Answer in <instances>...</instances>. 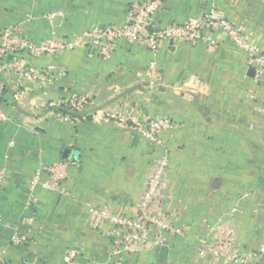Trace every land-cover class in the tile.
<instances>
[{
  "label": "crops",
  "instance_id": "0c3cea01",
  "mask_svg": "<svg viewBox=\"0 0 264 264\" xmlns=\"http://www.w3.org/2000/svg\"><path fill=\"white\" fill-rule=\"evenodd\" d=\"M146 0H0V31L18 26L33 43L84 40L90 29L120 25L130 4ZM156 27L194 21L212 7L264 56V0H161ZM214 44L175 42L157 53L120 41L108 59L77 45L52 58H26L50 69L51 85L0 71V264H228L199 257L198 240L229 219L242 251L264 246V75L221 31ZM87 101L76 121L52 105ZM162 118L163 145L107 115ZM168 156L169 172L153 216L176 218L184 237L159 249L111 254L89 223V208L108 206L135 217L152 167ZM64 163L63 191L31 190L38 169ZM42 180L47 179L45 171ZM5 229L11 230L9 238ZM15 237L25 242L14 244Z\"/></svg>",
  "mask_w": 264,
  "mask_h": 264
},
{
  "label": "built area",
  "instance_id": "2783aa9c",
  "mask_svg": "<svg viewBox=\"0 0 264 264\" xmlns=\"http://www.w3.org/2000/svg\"><path fill=\"white\" fill-rule=\"evenodd\" d=\"M161 8V0L131 3L122 24H105L92 28L88 31L85 41L76 39L69 42L65 39L53 38L35 44L22 33L20 27L4 28L0 31V71L16 72L24 78L39 81L40 85L47 86L53 83L51 68L45 70L28 66L24 63L26 58L36 59L42 56L52 58L64 51L74 49L77 45H82L86 47L87 57L105 60L111 57L115 45L120 41L141 45L148 51L157 53L161 46L175 42L214 44L212 32L221 31L233 45L245 52L247 64L253 69L255 79L258 81L264 75V56L257 54L254 45L227 20L222 9L212 7L194 21L183 24L171 23L167 27L160 28L154 26L153 22L161 12ZM52 106L59 109L66 121H76L78 114L87 106V101L74 98ZM107 119L140 130L143 138L155 145L162 144L159 134L171 127L169 121L162 118H143L137 121L131 117L109 114ZM0 120L6 121L1 110ZM64 167V163H57L38 169L29 182L31 190L40 187L48 192L63 191ZM169 167L167 155L152 167L141 192L139 212L135 217L114 213L108 206L89 208L90 226L109 240L112 255L135 254L164 247L171 237L186 235V227L179 224L176 218L164 214L152 215L159 202ZM43 171L47 173L46 180L41 178ZM3 182L4 174L0 173V190ZM24 242L23 237L14 238L15 245ZM198 243L197 253L202 258L210 257L228 264H264V246L256 251H242L236 247L235 230L229 219L211 226ZM76 256L75 248H68L63 255L62 264H74Z\"/></svg>",
  "mask_w": 264,
  "mask_h": 264
},
{
  "label": "water",
  "instance_id": "95a60500",
  "mask_svg": "<svg viewBox=\"0 0 264 264\" xmlns=\"http://www.w3.org/2000/svg\"><path fill=\"white\" fill-rule=\"evenodd\" d=\"M4 232H5V237L6 238H9V236L12 233L11 230H9V229H5ZM167 252H168V249L166 247H161L159 249V253H160L159 257H160V259L165 260L166 257H167Z\"/></svg>",
  "mask_w": 264,
  "mask_h": 264
},
{
  "label": "rangeland",
  "instance_id": "374dc122",
  "mask_svg": "<svg viewBox=\"0 0 264 264\" xmlns=\"http://www.w3.org/2000/svg\"><path fill=\"white\" fill-rule=\"evenodd\" d=\"M5 73H8V72H5ZM14 74L15 75H17V76H19L20 78H22V76L21 75H19L18 73H16V72H14ZM127 118H129V116H127ZM132 118V117H131ZM148 118V117H147ZM133 119V118H132ZM139 121V120H138ZM145 140V139H144ZM145 141H147V140H145ZM148 142V141H147ZM148 143H150V142H148ZM153 145H155V144H153ZM161 145H163V143L162 144H160V145H156V146H161Z\"/></svg>",
  "mask_w": 264,
  "mask_h": 264
}]
</instances>
